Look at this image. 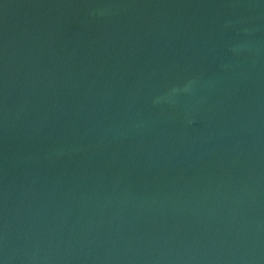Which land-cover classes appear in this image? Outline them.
<instances>
[{"label":"water","instance_id":"obj_1","mask_svg":"<svg viewBox=\"0 0 264 264\" xmlns=\"http://www.w3.org/2000/svg\"><path fill=\"white\" fill-rule=\"evenodd\" d=\"M0 264H264V0H0Z\"/></svg>","mask_w":264,"mask_h":264}]
</instances>
